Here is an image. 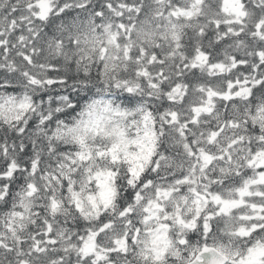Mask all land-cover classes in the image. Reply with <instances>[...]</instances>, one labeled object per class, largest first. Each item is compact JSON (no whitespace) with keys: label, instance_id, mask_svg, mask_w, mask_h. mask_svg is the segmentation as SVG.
Returning <instances> with one entry per match:
<instances>
[{"label":"snow or ice","instance_id":"snow-or-ice-1","mask_svg":"<svg viewBox=\"0 0 264 264\" xmlns=\"http://www.w3.org/2000/svg\"><path fill=\"white\" fill-rule=\"evenodd\" d=\"M0 264H264V0H0Z\"/></svg>","mask_w":264,"mask_h":264}]
</instances>
